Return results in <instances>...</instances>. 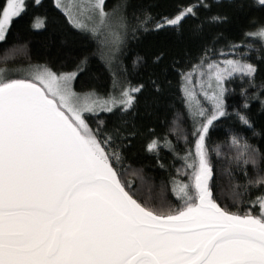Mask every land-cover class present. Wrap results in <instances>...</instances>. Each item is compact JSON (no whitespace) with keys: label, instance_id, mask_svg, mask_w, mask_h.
<instances>
[{"label":"snow or ice","instance_id":"obj_1","mask_svg":"<svg viewBox=\"0 0 264 264\" xmlns=\"http://www.w3.org/2000/svg\"><path fill=\"white\" fill-rule=\"evenodd\" d=\"M0 44V264H264V0H0Z\"/></svg>","mask_w":264,"mask_h":264},{"label":"trees","instance_id":"obj_2","mask_svg":"<svg viewBox=\"0 0 264 264\" xmlns=\"http://www.w3.org/2000/svg\"><path fill=\"white\" fill-rule=\"evenodd\" d=\"M117 0H109V6L116 3ZM45 4H47V0H45ZM13 36L9 37L10 44L15 40L17 43H25L27 42L29 52L32 56V62H35L36 57L35 53L37 50L43 51L44 46L49 42V40H52L53 42L57 41L59 39L58 36H49V33L41 32V31H35L32 33H29L25 31L24 23L20 22L16 25H14L12 29ZM146 39H151L146 38ZM7 46H4L0 44V69L8 67V68H20V67H26L28 65V56H26L24 53H17L14 56H11L7 63L4 62L2 59L5 55V48ZM158 178H159V174Z\"/></svg>","mask_w":264,"mask_h":264},{"label":"rangeland","instance_id":"obj_3","mask_svg":"<svg viewBox=\"0 0 264 264\" xmlns=\"http://www.w3.org/2000/svg\"><path fill=\"white\" fill-rule=\"evenodd\" d=\"M25 68H27V66L26 67H20V68H16V69H25ZM3 69V68H2Z\"/></svg>","mask_w":264,"mask_h":264}]
</instances>
